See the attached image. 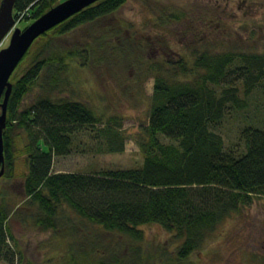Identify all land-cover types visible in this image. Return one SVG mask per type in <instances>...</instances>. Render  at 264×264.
<instances>
[{"label": "trees", "instance_id": "16d2710c", "mask_svg": "<svg viewBox=\"0 0 264 264\" xmlns=\"http://www.w3.org/2000/svg\"><path fill=\"white\" fill-rule=\"evenodd\" d=\"M63 1L16 0L13 16L31 24ZM125 2L101 0L84 8L37 38L44 44L30 52L33 43L18 63L9 80L12 89L0 180H12L16 159L24 156L26 174L18 210L28 215L19 218L21 223L28 217L30 226L38 231L66 238L64 233L72 236L76 231L66 216L70 212L91 228L131 242L128 254L120 256L100 249L92 238L86 245L82 239L83 244L68 246L69 264H184L219 224L264 197V124L246 123L229 149L212 130L228 112L248 110L255 93L264 103V53L193 52L192 62L177 57L163 65L146 64L141 70H151L154 81L148 120L135 140L142 164L89 174L54 173V158L72 154L74 136L81 131L101 136V153L124 150L128 137L123 134L120 116L98 114L68 96H51L70 86L65 79L69 62L88 58L86 49L70 50L53 41L108 16ZM172 19L180 21L182 14ZM114 49L120 58L121 51ZM26 58L27 67L15 74ZM36 86H42L44 95L20 109L24 97ZM98 126L101 129H95ZM15 214L2 197L0 263L24 261L8 224ZM153 224L171 234L176 245L171 251L161 247L145 256L138 245L144 239L141 227ZM148 257L154 261L144 263Z\"/></svg>", "mask_w": 264, "mask_h": 264}, {"label": "rangeland", "instance_id": "374dc122", "mask_svg": "<svg viewBox=\"0 0 264 264\" xmlns=\"http://www.w3.org/2000/svg\"><path fill=\"white\" fill-rule=\"evenodd\" d=\"M178 13L182 14V19L174 21L172 17ZM16 21L15 28L21 30L29 25L24 20ZM9 38L10 35L3 40L0 49L8 45ZM41 42L35 40L32 43L35 47L32 46L30 52L44 44ZM53 42L70 50L86 49L88 58L85 61L75 58L69 62L65 79L71 82L70 86L54 93L51 98L68 96L98 114L120 116L123 134L128 137L122 153L108 154L98 149L100 135L94 132L91 137L81 131L74 136V152L54 158L53 172L89 174L136 168L143 159L135 140L148 120L154 81L151 70L143 73L141 69L146 64L163 65L167 59L177 57L192 62L193 52L264 53V0H126L115 12ZM96 47L99 53L93 52ZM113 47L121 51L120 58L115 55L117 49L113 51ZM28 63L26 58L15 74L20 75ZM43 90L42 86L33 87L20 103V109L43 96ZM249 122L264 124V103L259 93L250 99L248 110L228 112L220 125L212 130L222 137L225 148L229 149L237 143L240 129ZM95 129H101V126ZM25 174V158L20 156L15 161V177L0 180V199H6L11 211L16 212L8 224L20 253L24 255L23 264H69L66 257L68 246L83 244L82 239L86 245L90 238L104 251L120 256L128 254L131 242L127 238L104 234L70 212L66 216L76 231L72 236L63 232L66 238H59L51 231H38L30 226L28 217L21 223L19 218L28 215V212L18 210L22 207L21 183ZM141 229L144 239L138 245L143 255L155 254L161 247L167 252L174 249L176 241L160 226L153 224ZM150 258L144 263L154 261ZM184 264H264V197L254 199L250 206L219 224Z\"/></svg>", "mask_w": 264, "mask_h": 264}, {"label": "water", "instance_id": "95a60500", "mask_svg": "<svg viewBox=\"0 0 264 264\" xmlns=\"http://www.w3.org/2000/svg\"><path fill=\"white\" fill-rule=\"evenodd\" d=\"M16 0H0V45L10 35L8 45L0 49V178L4 174L3 131L11 94L10 76L32 43L41 35L84 8L101 0H65L33 21L23 30L15 28L13 6Z\"/></svg>", "mask_w": 264, "mask_h": 264}, {"label": "crops", "instance_id": "0c3cea01", "mask_svg": "<svg viewBox=\"0 0 264 264\" xmlns=\"http://www.w3.org/2000/svg\"><path fill=\"white\" fill-rule=\"evenodd\" d=\"M54 173H65V172H59V171H58V172H54Z\"/></svg>", "mask_w": 264, "mask_h": 264}, {"label": "built area", "instance_id": "2783aa9c", "mask_svg": "<svg viewBox=\"0 0 264 264\" xmlns=\"http://www.w3.org/2000/svg\"><path fill=\"white\" fill-rule=\"evenodd\" d=\"M20 20V19H19Z\"/></svg>", "mask_w": 264, "mask_h": 264}]
</instances>
